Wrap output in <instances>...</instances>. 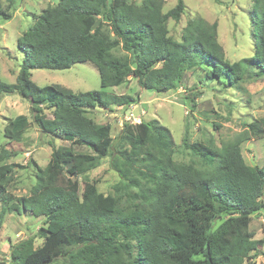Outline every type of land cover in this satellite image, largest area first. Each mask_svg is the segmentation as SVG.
I'll use <instances>...</instances> for the list:
<instances>
[{
  "label": "trees",
  "instance_id": "16d2710c",
  "mask_svg": "<svg viewBox=\"0 0 264 264\" xmlns=\"http://www.w3.org/2000/svg\"><path fill=\"white\" fill-rule=\"evenodd\" d=\"M52 1L16 39L23 57L14 82L0 78V100L18 94L33 102L32 119L40 131L64 143H48V161L34 166L29 194L18 197L5 191L10 176L2 164L10 154L0 150V194H5L0 226L6 213L45 218L34 235L9 245L0 264H243L260 254L264 242L254 238L249 223L264 208V161L247 164L240 146L249 132L264 137V117L219 148L187 144L184 137L183 144L200 160L196 167L173 160L169 130L157 120L124 127L114 152L111 125L96 123L88 112L132 104L130 95L105 91L130 76L142 89L163 93L185 71L201 66L209 77L232 85L264 75V0H252L249 14L253 54L232 63L217 40L216 22L196 16L182 28L180 40L168 35L167 20H179L183 0L166 12L164 0ZM10 17L0 3V18ZM85 61L96 67L101 90L76 93L31 80L33 69H66ZM28 125L26 115H16L4 126V137L20 141ZM108 155L120 178L115 194H103L88 181L79 192L77 177ZM59 173L75 178L59 185ZM214 219L218 223L212 225ZM35 238L40 245L34 246Z\"/></svg>",
  "mask_w": 264,
  "mask_h": 264
},
{
  "label": "rangeland",
  "instance_id": "374dc122",
  "mask_svg": "<svg viewBox=\"0 0 264 264\" xmlns=\"http://www.w3.org/2000/svg\"><path fill=\"white\" fill-rule=\"evenodd\" d=\"M139 4L142 0H128ZM52 0H0L2 7L11 14L10 19L0 18V78L6 83L15 81L23 53L16 47V39L33 23V16L45 7L53 4ZM177 0H164L162 11L166 12ZM185 8L178 21L167 20L168 35L180 40L182 28L188 20L200 16L208 22L217 24V40L223 48L225 60L232 63L253 54L252 26L249 17L252 0H183ZM117 53H122L119 49ZM31 80L38 86L60 84L73 92L101 90L96 67L88 61L73 64L66 69H33ZM105 91L116 95L127 94L135 99L129 105H110L109 108L96 106L90 109V116L96 123L111 125L113 151L119 148L118 135L125 127L141 120L155 119L164 125L173 141V160L179 163L193 162L200 167V160L190 153L187 144L203 142L212 147L234 140L245 131L246 124L264 117V75L256 79L245 78L230 84L225 78H211L207 67L187 70L172 88L163 93L142 89L136 78L130 76L119 86L107 87ZM31 102L18 94L2 96L0 100V150L10 154L2 166L10 176L6 193L25 196L34 184V166L43 167L49 159L52 143L55 146L62 140L44 134L32 119ZM42 111L50 114L41 103ZM193 106V107H192ZM132 113L133 115H131ZM24 114L29 125L20 141L4 137L3 129L9 119ZM249 138L241 143V152L249 165L261 166L264 161V137L257 138L249 132ZM126 147V145L124 144ZM75 150L90 152L85 146H74ZM111 156L102 157L99 165L83 176H78L79 192L85 181L93 183L103 194H115V185L119 184V173L112 166ZM67 178L74 176L58 174L57 182L65 185ZM122 193V191H120ZM0 194V209L3 206ZM264 205V195L262 196ZM125 200L122 205H125ZM44 217L34 216L27 211L4 214L0 226V259L6 260L9 245L34 235L44 225ZM218 219L212 221V225ZM249 230L255 239L264 242V208L252 215ZM41 244V239H34V246ZM261 252L249 258L243 264L264 262V243Z\"/></svg>",
  "mask_w": 264,
  "mask_h": 264
},
{
  "label": "built area",
  "instance_id": "2783aa9c",
  "mask_svg": "<svg viewBox=\"0 0 264 264\" xmlns=\"http://www.w3.org/2000/svg\"><path fill=\"white\" fill-rule=\"evenodd\" d=\"M131 115H133L132 113H130Z\"/></svg>",
  "mask_w": 264,
  "mask_h": 264
}]
</instances>
